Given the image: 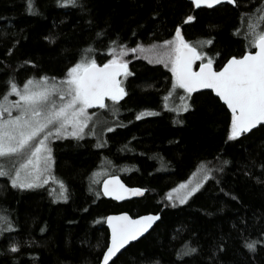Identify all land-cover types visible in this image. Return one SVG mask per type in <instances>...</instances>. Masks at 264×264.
<instances>
[{
    "label": "trees",
    "instance_id": "1",
    "mask_svg": "<svg viewBox=\"0 0 264 264\" xmlns=\"http://www.w3.org/2000/svg\"><path fill=\"white\" fill-rule=\"evenodd\" d=\"M34 5L37 11L30 14L25 0H0V94L10 77L20 84L40 74L62 77L89 46L90 55L104 63L112 55L106 51L110 40L134 47L169 39L187 14L197 19L183 25L182 34L198 50V41L212 38L203 51L221 53L214 62L219 68L231 55L253 50L236 30H246L253 10H264L261 0L199 9L189 0H78L74 6L34 0ZM128 61L132 75L123 81L128 95L115 113L106 101L111 115L100 132L53 144L52 174L67 186V201L55 199L59 184L52 180L21 191L0 177V215L15 225L0 235V264H97L108 242L102 218L121 211L160 212V219L115 264H264V244L255 252L244 247L245 240H264V128L228 141L231 114L211 91L192 93L194 107L177 114L171 109L182 89L164 107L172 89L170 69L142 57ZM145 108L155 114L135 119ZM204 168L212 175L185 204L167 200L171 188L193 173L199 180ZM111 174L147 191L120 203L106 199L100 182ZM10 243L19 244L18 251ZM187 247L197 252L178 257Z\"/></svg>",
    "mask_w": 264,
    "mask_h": 264
},
{
    "label": "snow or ice",
    "instance_id": "2",
    "mask_svg": "<svg viewBox=\"0 0 264 264\" xmlns=\"http://www.w3.org/2000/svg\"><path fill=\"white\" fill-rule=\"evenodd\" d=\"M56 2L62 6H74L78 0ZM261 2L264 3V0ZM224 3L236 5L237 0H191V5L197 9L201 6L213 8ZM25 10L30 14L36 13L34 0H25ZM196 19L195 15L187 14L175 25L174 34L158 44L144 45L137 42L134 47H126L123 43L117 44L115 39L110 40L112 46L106 51L112 55L104 63H98L90 55L92 49L89 46L85 54L71 63L59 78L40 74L38 77L30 76L20 84L10 77L6 81L5 92L0 94V161H3L0 163V177H8L11 186L21 191L41 187L52 180L51 169L55 157L51 141L66 137L79 140L86 135H97L96 124L92 123L95 113L88 109L92 106L109 108L106 103L109 100L115 113L119 110V103L128 95L123 86V79L132 75L129 61L124 58L127 53L139 51L150 63H162L164 67L170 68L172 89L164 97L165 108L169 106L167 101L174 96L176 89L183 90V95L179 96L180 104L171 109L177 114L188 112L194 107V103H189L192 93L199 89H209L230 110L228 141H238V138L250 135L257 130V126L264 128V10H253L247 17L246 30H236V34L242 35L255 50L246 51L240 56L231 55L219 69L214 67V62L221 53L216 51L209 54L203 51V45L213 44L212 38L198 41V50L182 34V26ZM103 35L102 31L97 33V37ZM49 39V36H45V40ZM11 52L9 48L7 54ZM196 61H199V65L194 70ZM25 63L32 65L34 61L28 60ZM9 94H14L18 99L10 100ZM154 114L145 108L135 119ZM174 122L184 123L182 119H174ZM106 130L112 131L111 128ZM96 146L103 145L98 141ZM221 163L227 165L229 160L224 159ZM202 173V177L194 183L184 181L171 188L166 194L167 200L173 202V205L175 202L185 204L212 175L211 169L207 168ZM192 175L196 176V173ZM56 183L59 184V190L55 199L67 201V186L62 180ZM146 191L143 187H129L113 175L103 180L102 194L114 196L117 200H123L126 196H142ZM102 219L106 221L111 234L100 264H115L117 254L130 241H136L148 232L153 223L160 219V214L148 213L133 217L128 212H121ZM14 227L7 216L0 215V235ZM41 231L44 229L41 228ZM257 244H264V240L244 241V247L250 252L257 250ZM9 248L16 252L19 244L10 243ZM196 252L197 248L187 247L183 254L178 252L177 256Z\"/></svg>",
    "mask_w": 264,
    "mask_h": 264
},
{
    "label": "water",
    "instance_id": "3",
    "mask_svg": "<svg viewBox=\"0 0 264 264\" xmlns=\"http://www.w3.org/2000/svg\"><path fill=\"white\" fill-rule=\"evenodd\" d=\"M189 1L191 2V0H189ZM224 4H229V3H224ZM229 5H232V4H229ZM232 6H234V5H232ZM201 7H206V6H201ZM214 7H216V6H214ZM254 50H255V48H253V50H250V51H254ZM244 53H245V52H244ZM244 53H243V54H244ZM243 54H241V55H243ZM239 56H240V55H239ZM225 62H226V60H225ZM225 62H224V63H225ZM198 65H199V63L196 61V62L194 63V65H193L194 70H195L196 68H198ZM222 66H223V64H222L220 67H222ZM214 67H215V65H214ZM215 68H217V67H215ZM217 69H219V68H217ZM200 91H211V92L213 93V95L216 96V94H215L212 90H209V89H199V90H197V91L194 92V93H197V92H200ZM216 97H217V96H216ZM217 98H218V97H217ZM220 102L223 104L222 101H220ZM223 105H224V104H223ZM224 106H225L226 109H227V106H226V105H224ZM91 108H92V109H98L99 106H92ZM227 110H228V109H227ZM228 111H229V113H230V110H228ZM257 127H258V126H257ZM111 175L118 177L119 180H120L122 183H124L125 185H127V186H129V187H139V186L128 185V184L123 180V178H122L120 175H118V174H111ZM108 176H109V175L103 177V179H102L101 182H100V191H101V194H102V192H103V180L106 179ZM102 195H103V194H102ZM143 195H144V194H143ZM143 195H142V196H143ZM103 196H104V195H103ZM142 196H131V197L126 196L125 199H123V200H117V199H115L114 196H104V197H105L106 199L113 200V201H115V202L120 203V202L127 201V200H131V199H134V198H140V197H142ZM121 212H126V211H121ZM121 212L110 213V214H108V215H116V214H119V213H121ZM148 213H153V214H155V213H159V214H160V212H146V213H140V214L132 215V214H130V213L128 212V214L131 215V216H133V217L140 216V215H145V214H148ZM108 215H107V216H108ZM107 216H106V217H107ZM158 221H159V220H157V221H155V222L153 223L152 227L148 230V232H149V231L155 226V224H156ZM104 224H105V226H106V228H107V230H108V242H107V244H108V243L110 242V234H111V230L108 228V225H107V223H106L105 220H104ZM148 232L143 233L142 236H141V237H138L136 241H138L139 239H141V238H142L143 236H145ZM136 241H130V242H129V245L132 244V243H134V242H136ZM129 245H126V246H125V249H126ZM106 246H107V245H106ZM125 249H122L121 252L124 251ZM104 250H106V247H105ZM119 254H120V253H118L117 255H119ZM102 258H103V253H102L101 258H100V260H99V262H98L97 264H100V261L102 260ZM114 259H116V258H114ZM110 263H111V262H110Z\"/></svg>",
    "mask_w": 264,
    "mask_h": 264
},
{
    "label": "rangeland",
    "instance_id": "4",
    "mask_svg": "<svg viewBox=\"0 0 264 264\" xmlns=\"http://www.w3.org/2000/svg\"><path fill=\"white\" fill-rule=\"evenodd\" d=\"M158 44V43H157ZM129 56H132V57H142L144 58V56L138 51L137 53H127V55L124 57L125 59L128 60V57ZM111 58V57H110ZM150 59H152L150 57ZM148 60V59H146ZM149 61V60H148ZM199 63V61H197ZM162 64V63H160ZM163 65V64H162ZM170 69V68H168ZM124 81V79H123ZM180 94V93H179ZM167 95V94H166ZM183 95V94H182ZM175 97V96H174ZM9 99L10 100H16L18 99L17 97H15L14 94H9ZM172 99H174L173 97H170L169 100L167 101L168 104L171 103ZM180 104V100L177 101V104H174V105H179ZM172 105V104H171ZM173 106V105H172ZM99 109V110H98ZM92 109V108H89L88 111L89 112H92V113H95L94 117H93V120H92V123H95L96 124V128H95V131L96 133L98 134L100 132V130L102 129V127L109 121V118H110V113L109 111H107V109ZM63 139H75V138H72V137H66V138H63ZM55 141V140H54ZM52 142L51 141V146H52ZM0 163H3V161H0ZM53 168V167H52ZM51 174H52V169H51ZM53 176V174H52ZM195 176H192L191 179H189L188 181H190L191 183H194L196 180L194 179ZM53 182H56L55 178L53 177L52 179ZM49 182H51V180H49ZM48 182V183H49Z\"/></svg>",
    "mask_w": 264,
    "mask_h": 264
},
{
    "label": "flooded vegetation",
    "instance_id": "5",
    "mask_svg": "<svg viewBox=\"0 0 264 264\" xmlns=\"http://www.w3.org/2000/svg\"><path fill=\"white\" fill-rule=\"evenodd\" d=\"M60 140H65V139H60ZM57 141H59V140H55V141L52 142V146H51L52 147V150H53V144L56 143Z\"/></svg>",
    "mask_w": 264,
    "mask_h": 264
}]
</instances>
